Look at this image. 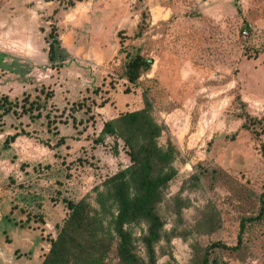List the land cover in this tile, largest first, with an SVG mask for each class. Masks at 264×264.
<instances>
[{"label":"rangeland","instance_id":"rangeland-1","mask_svg":"<svg viewBox=\"0 0 264 264\" xmlns=\"http://www.w3.org/2000/svg\"><path fill=\"white\" fill-rule=\"evenodd\" d=\"M136 48L153 63L131 84L125 53ZM6 99L12 107L3 113ZM4 101L0 264H41L69 217L68 200L104 217L77 229L100 237L84 249L120 264L109 224L118 211L114 176L132 162L121 137L96 138L104 121L144 107L168 159L153 160L152 175L167 176L157 238L148 243L142 217L125 226L137 257L202 264L208 249L210 264H264V215L245 222L237 250L207 248L235 245L241 220L260 210L264 0H0ZM130 190L138 193L135 181Z\"/></svg>","mask_w":264,"mask_h":264},{"label":"trees","instance_id":"trees-1","mask_svg":"<svg viewBox=\"0 0 264 264\" xmlns=\"http://www.w3.org/2000/svg\"><path fill=\"white\" fill-rule=\"evenodd\" d=\"M54 52V42L49 45V58L52 59ZM127 61L125 62L124 77L131 84H137L142 73L149 69L153 59L144 56L138 48L134 53L126 51ZM128 92V90L126 91ZM7 98L6 96H4ZM5 100V99H4ZM7 100V99H6ZM4 102H0L2 108ZM8 107H3V113L12 107V102L7 100ZM28 109V108H27ZM161 127L150 117L147 107L126 111L117 117L103 122L102 129L96 138V141H103L108 135H117L121 137L129 148V155L132 164L120 170L114 178L117 180L115 186L114 200L117 202V214L112 216L109 221L112 230L117 237L116 254L120 264H144L143 260L138 258L133 251L132 236L125 228L126 224L136 218L142 217L149 223L148 243L151 244L158 236V231L162 222L155 211V205L159 201L160 185L167 180V176L154 177L153 160L159 159L165 161L168 159L167 153L162 151L156 142L160 135ZM15 136H11L13 140ZM65 138L59 137L56 145L64 143ZM8 140H6L7 142ZM262 155L264 157V143L262 144ZM135 181L138 189L137 194H132L130 188ZM98 203L105 210V195L98 193ZM67 206L71 210L69 217L65 220L64 226L57 239H51V247L41 264H108L105 263V257L100 250L88 252L85 250L86 244L91 247L98 246L100 243L99 235L95 237L79 236L77 229L84 225L93 223H102L103 216L91 217L89 210H86L83 201L73 202L68 200ZM103 214V212H102ZM264 215V192L260 196V210L254 217L244 218L240 222V231L238 241L235 245L229 246L222 242H213L209 249L221 247L225 249L237 250L241 246V234L246 221L260 220ZM99 217V218H98ZM98 232L99 230H94ZM67 244L73 245L74 249L69 250ZM104 236L102 233V248L104 247ZM150 252H152L151 245ZM209 251H205L202 264H210L208 258Z\"/></svg>","mask_w":264,"mask_h":264},{"label":"built area","instance_id":"built-area-1","mask_svg":"<svg viewBox=\"0 0 264 264\" xmlns=\"http://www.w3.org/2000/svg\"><path fill=\"white\" fill-rule=\"evenodd\" d=\"M243 33H244V34H246V33H247V31H246V30H244V31H243Z\"/></svg>","mask_w":264,"mask_h":264}]
</instances>
